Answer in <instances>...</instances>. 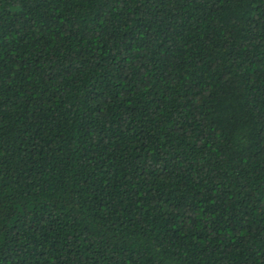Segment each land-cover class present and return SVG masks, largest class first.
I'll return each instance as SVG.
<instances>
[{"label": "trees", "instance_id": "16d2710c", "mask_svg": "<svg viewBox=\"0 0 264 264\" xmlns=\"http://www.w3.org/2000/svg\"><path fill=\"white\" fill-rule=\"evenodd\" d=\"M0 264H264V0H0Z\"/></svg>", "mask_w": 264, "mask_h": 264}]
</instances>
